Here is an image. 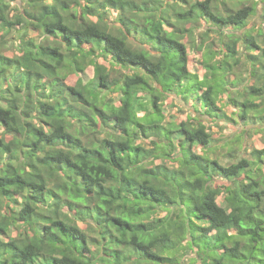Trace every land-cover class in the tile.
I'll list each match as a JSON object with an SVG mask.
<instances>
[{
    "label": "clouds",
    "instance_id": "9594fccd",
    "mask_svg": "<svg viewBox=\"0 0 264 264\" xmlns=\"http://www.w3.org/2000/svg\"><path fill=\"white\" fill-rule=\"evenodd\" d=\"M0 264H264V0H0Z\"/></svg>",
    "mask_w": 264,
    "mask_h": 264
},
{
    "label": "trees",
    "instance_id": "16d2710c",
    "mask_svg": "<svg viewBox=\"0 0 264 264\" xmlns=\"http://www.w3.org/2000/svg\"><path fill=\"white\" fill-rule=\"evenodd\" d=\"M4 123H5V132H7V133H11V132H12L11 127L7 124L6 121H5Z\"/></svg>",
    "mask_w": 264,
    "mask_h": 264
}]
</instances>
